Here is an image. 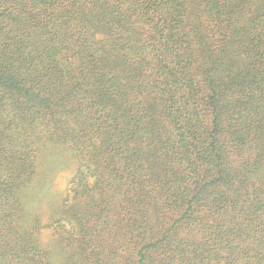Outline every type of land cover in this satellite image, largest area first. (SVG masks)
Instances as JSON below:
<instances>
[{
	"label": "trees",
	"instance_id": "16d2710c",
	"mask_svg": "<svg viewBox=\"0 0 264 264\" xmlns=\"http://www.w3.org/2000/svg\"><path fill=\"white\" fill-rule=\"evenodd\" d=\"M0 264H264V0H0Z\"/></svg>",
	"mask_w": 264,
	"mask_h": 264
},
{
	"label": "rangeland",
	"instance_id": "374dc122",
	"mask_svg": "<svg viewBox=\"0 0 264 264\" xmlns=\"http://www.w3.org/2000/svg\"><path fill=\"white\" fill-rule=\"evenodd\" d=\"M75 171L76 163L67 150L57 149L45 154L42 173L43 178L51 176L50 181L48 180V184H50L48 191L51 192V197H58V199L61 197Z\"/></svg>",
	"mask_w": 264,
	"mask_h": 264
}]
</instances>
